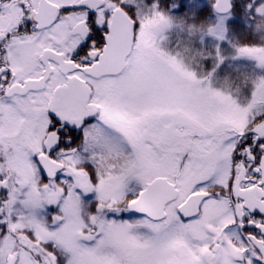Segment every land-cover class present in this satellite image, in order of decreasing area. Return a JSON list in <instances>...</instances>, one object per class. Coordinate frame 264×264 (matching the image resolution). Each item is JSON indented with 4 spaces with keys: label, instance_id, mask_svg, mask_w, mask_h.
<instances>
[{
    "label": "snow or ice",
    "instance_id": "1",
    "mask_svg": "<svg viewBox=\"0 0 264 264\" xmlns=\"http://www.w3.org/2000/svg\"><path fill=\"white\" fill-rule=\"evenodd\" d=\"M0 264H264V0H0Z\"/></svg>",
    "mask_w": 264,
    "mask_h": 264
}]
</instances>
